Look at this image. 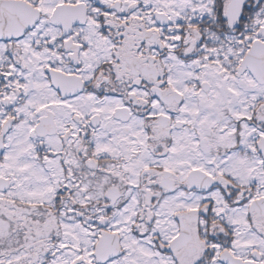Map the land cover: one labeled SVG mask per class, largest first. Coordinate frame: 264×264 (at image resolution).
Listing matches in <instances>:
<instances>
[{
	"label": "snow or ice",
	"instance_id": "1",
	"mask_svg": "<svg viewBox=\"0 0 264 264\" xmlns=\"http://www.w3.org/2000/svg\"><path fill=\"white\" fill-rule=\"evenodd\" d=\"M0 264H264V0H0Z\"/></svg>",
	"mask_w": 264,
	"mask_h": 264
}]
</instances>
